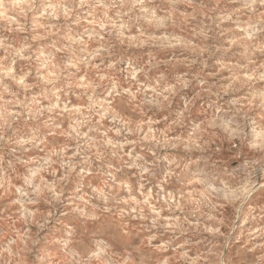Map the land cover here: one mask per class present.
I'll list each match as a JSON object with an SVG mask.
<instances>
[{
  "label": "clouds",
  "instance_id": "9594fccd",
  "mask_svg": "<svg viewBox=\"0 0 264 264\" xmlns=\"http://www.w3.org/2000/svg\"><path fill=\"white\" fill-rule=\"evenodd\" d=\"M0 264H264V0H0Z\"/></svg>",
  "mask_w": 264,
  "mask_h": 264
}]
</instances>
